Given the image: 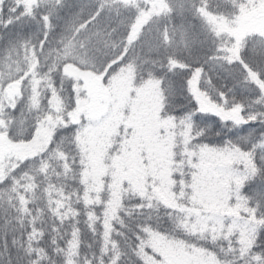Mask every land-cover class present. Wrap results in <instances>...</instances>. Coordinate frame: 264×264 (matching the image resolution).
Returning a JSON list of instances; mask_svg holds the SVG:
<instances>
[{
  "label": "snow or ice",
  "instance_id": "obj_1",
  "mask_svg": "<svg viewBox=\"0 0 264 264\" xmlns=\"http://www.w3.org/2000/svg\"><path fill=\"white\" fill-rule=\"evenodd\" d=\"M0 264H264V0H0Z\"/></svg>",
  "mask_w": 264,
  "mask_h": 264
}]
</instances>
